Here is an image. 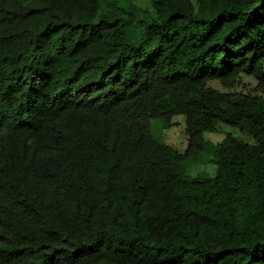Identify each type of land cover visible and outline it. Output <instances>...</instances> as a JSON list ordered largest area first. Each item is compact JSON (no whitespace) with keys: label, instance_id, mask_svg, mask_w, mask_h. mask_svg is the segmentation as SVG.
I'll use <instances>...</instances> for the list:
<instances>
[{"label":"trees","instance_id":"trees-1","mask_svg":"<svg viewBox=\"0 0 264 264\" xmlns=\"http://www.w3.org/2000/svg\"><path fill=\"white\" fill-rule=\"evenodd\" d=\"M133 1L0 0V264H264V0Z\"/></svg>","mask_w":264,"mask_h":264},{"label":"rangeland","instance_id":"rangeland-1","mask_svg":"<svg viewBox=\"0 0 264 264\" xmlns=\"http://www.w3.org/2000/svg\"><path fill=\"white\" fill-rule=\"evenodd\" d=\"M139 8L148 9V0H134ZM257 82L250 76L240 75L238 83L230 90L224 89L217 81H210L206 84L207 88H211L218 92H235V93H251L262 96L264 98V91L261 92L256 88ZM149 128L152 137L162 144L169 146L179 154L184 153L187 146V136L185 134V118L183 115H176L171 120V126L163 128L161 121L158 119H151L149 121ZM231 135L238 137L246 143H251V139L242 135L238 129L225 125L217 124L215 132H207L203 135L204 139L212 144L219 143L225 136ZM209 156L203 157V162L194 163L189 168V174L195 176L201 174L207 177H213L215 174V165L208 161Z\"/></svg>","mask_w":264,"mask_h":264}]
</instances>
